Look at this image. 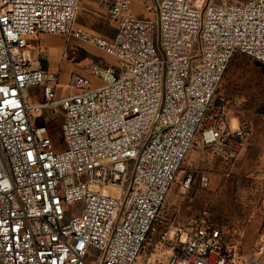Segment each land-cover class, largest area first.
<instances>
[{
	"label": "built area",
	"instance_id": "obj_1",
	"mask_svg": "<svg viewBox=\"0 0 264 264\" xmlns=\"http://www.w3.org/2000/svg\"><path fill=\"white\" fill-rule=\"evenodd\" d=\"M98 1L111 39L76 27L84 0H0V264H137L151 237L159 264H264V247L243 258L212 226L156 229L193 149H245L247 127L208 112L236 55L264 64V0H162L150 19L134 0ZM45 34L118 64L74 74L60 97L59 74L26 55ZM41 112L64 115L63 150L34 124Z\"/></svg>",
	"mask_w": 264,
	"mask_h": 264
},
{
	"label": "rangeland",
	"instance_id": "obj_2",
	"mask_svg": "<svg viewBox=\"0 0 264 264\" xmlns=\"http://www.w3.org/2000/svg\"><path fill=\"white\" fill-rule=\"evenodd\" d=\"M197 3L205 6L212 4V0H198L196 6ZM157 10L158 4L153 14ZM109 30L114 36V26ZM48 44L57 51L54 58L48 60L45 53L40 58L52 72L59 71L61 85L69 84L74 74L87 75L93 65L118 64L114 57L95 46L73 38L52 40ZM159 54L162 58L161 50ZM42 90L41 87L31 89L29 96ZM58 95H67L66 89L61 88ZM217 114L222 115L230 127H247L249 135L243 153L231 159L217 149H193L159 212L156 229L159 233L165 228L174 231L202 224L212 226L221 232L226 244L247 258L264 247V64L244 55L233 58L210 106L208 120ZM33 120L35 125L48 129L56 148L63 147L62 113L53 117L41 112L34 114ZM199 143L200 135L196 139V144ZM187 175L193 176V183L184 191L182 181ZM152 238L137 264L165 261L166 256L154 251Z\"/></svg>",
	"mask_w": 264,
	"mask_h": 264
},
{
	"label": "crops",
	"instance_id": "obj_3",
	"mask_svg": "<svg viewBox=\"0 0 264 264\" xmlns=\"http://www.w3.org/2000/svg\"><path fill=\"white\" fill-rule=\"evenodd\" d=\"M161 1L162 0H134L132 5V11L135 13L136 16L140 18L150 19L154 16L153 9L155 5H159ZM232 1L239 0H212V4L228 5ZM110 26L111 25L108 23L107 20V13L102 7L101 3L98 0H84L77 17L76 27L87 31L95 36L111 39L113 37V32L109 30ZM63 38H65V36L46 34L34 37L29 40V48L26 50V55L31 61H36L37 59H39V57H41L43 53L49 56L47 57L48 60L50 58H54V55L57 51L52 45L48 44V41H60ZM53 72L59 74V71ZM61 88L66 89L64 85H62ZM33 99L35 101L40 100V91H38L37 94L34 93Z\"/></svg>",
	"mask_w": 264,
	"mask_h": 264
},
{
	"label": "bare ground",
	"instance_id": "obj_4",
	"mask_svg": "<svg viewBox=\"0 0 264 264\" xmlns=\"http://www.w3.org/2000/svg\"><path fill=\"white\" fill-rule=\"evenodd\" d=\"M232 127V126H231ZM239 126H237V127H232V129H237Z\"/></svg>",
	"mask_w": 264,
	"mask_h": 264
},
{
	"label": "trees",
	"instance_id": "obj_5",
	"mask_svg": "<svg viewBox=\"0 0 264 264\" xmlns=\"http://www.w3.org/2000/svg\"><path fill=\"white\" fill-rule=\"evenodd\" d=\"M56 149L60 151V150H63V147L61 149H59V148H56Z\"/></svg>",
	"mask_w": 264,
	"mask_h": 264
}]
</instances>
